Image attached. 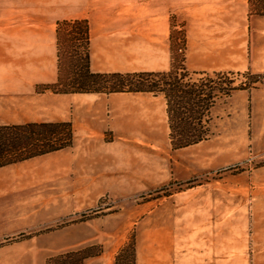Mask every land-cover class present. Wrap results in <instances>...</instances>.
I'll list each match as a JSON object with an SVG mask.
<instances>
[{"label": "rangeland", "instance_id": "rangeland-1", "mask_svg": "<svg viewBox=\"0 0 264 264\" xmlns=\"http://www.w3.org/2000/svg\"><path fill=\"white\" fill-rule=\"evenodd\" d=\"M76 18L104 39L93 71L174 64L231 88L205 136L169 131L161 96L48 88L56 23ZM0 41V125L73 129L69 147L0 168V264L75 250L114 264L131 244L135 264H264V17L247 0H0Z\"/></svg>", "mask_w": 264, "mask_h": 264}, {"label": "trees", "instance_id": "trees-1", "mask_svg": "<svg viewBox=\"0 0 264 264\" xmlns=\"http://www.w3.org/2000/svg\"><path fill=\"white\" fill-rule=\"evenodd\" d=\"M247 3L250 14L264 17V0H247ZM55 36L57 79L48 88L63 94L132 92L161 96L165 102L169 131H199L193 142L205 136L202 131H209V118L206 116L215 99L227 96L231 89L220 83L217 88L208 87L209 80L185 81V74L179 72L180 67L174 64L167 71H93L90 68V30L86 19L57 21ZM180 70L184 71L183 68ZM72 134L71 123L67 120L0 125V168L65 149L71 145ZM64 255L72 264H81L90 256L84 250ZM114 264H135L132 244L124 246L115 255Z\"/></svg>", "mask_w": 264, "mask_h": 264}, {"label": "crops", "instance_id": "crops-1", "mask_svg": "<svg viewBox=\"0 0 264 264\" xmlns=\"http://www.w3.org/2000/svg\"><path fill=\"white\" fill-rule=\"evenodd\" d=\"M106 13H108L107 10H106ZM109 15H112V14H109ZM89 30H90V50L91 49H93V50L98 49V47L101 43L103 45L104 39L101 41V37L99 35H96V33L93 32L92 26H90V25H89ZM6 47H7V43L4 41H0V53L2 50H5ZM0 63H1V57H0ZM130 70L133 71L134 69H130ZM119 72H121V71H119ZM125 72H128V71H125ZM56 79H57V72H56L55 80ZM9 92H12V90H9L7 83L2 81L1 75H0V94H9Z\"/></svg>", "mask_w": 264, "mask_h": 264}]
</instances>
